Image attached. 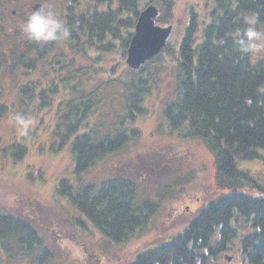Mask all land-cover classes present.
Wrapping results in <instances>:
<instances>
[{
    "label": "trees",
    "instance_id": "16d2710c",
    "mask_svg": "<svg viewBox=\"0 0 264 264\" xmlns=\"http://www.w3.org/2000/svg\"><path fill=\"white\" fill-rule=\"evenodd\" d=\"M178 1L90 0L93 9L80 12L81 4L74 0L65 16L71 31L67 42L38 45L25 38L14 47L18 51L22 48L20 53L9 49L8 54L2 51L0 42V72L23 78L41 71V80L19 85L18 109L22 116H46L55 108L58 115L62 113L57 149L72 140L77 179L138 138L139 131L133 126L146 114L145 97L151 94L159 75L150 67L161 55L172 59L179 69L178 100L164 112L170 127H185V137L206 142L222 182L247 179L237 170L236 159H251L258 150H264V55L256 58L253 52L242 54L239 47V40L250 27L249 18H257V31L264 26V0H217L202 27L191 11L177 49L168 41L162 52L140 69L127 66V50L140 12L155 6V23L165 27L174 21ZM101 6L106 9L100 10ZM0 36L10 39L1 28ZM79 60L88 64L78 70ZM85 77L90 81L86 82ZM89 83L95 87L93 90ZM116 94L123 104L122 113L111 122L103 106ZM7 112L6 106L0 107V117ZM19 149L20 157L26 149ZM255 186L264 193V188ZM58 193L116 243L127 241L146 226L157 209L156 205L139 201L135 182L126 178L79 187L63 179ZM237 216L256 229L243 240L247 261L264 264V196L252 199L243 195L209 203L180 235L141 253L131 264H210L219 252L228 250L237 232L233 227L238 224ZM12 242L25 256L33 257L32 252L37 251L36 262L50 258L28 223L0 214V259L5 252L8 257L14 256L8 246Z\"/></svg>",
    "mask_w": 264,
    "mask_h": 264
},
{
    "label": "rangeland",
    "instance_id": "374dc122",
    "mask_svg": "<svg viewBox=\"0 0 264 264\" xmlns=\"http://www.w3.org/2000/svg\"><path fill=\"white\" fill-rule=\"evenodd\" d=\"M89 1L79 0L80 12L92 8ZM73 2L0 0V28L10 35L9 40L0 36L2 51L6 50L7 54L9 49L22 51V48L18 51L14 47L25 40L21 25L35 5L53 9L65 21ZM216 6L217 0H179L176 3L169 38L175 49L188 26L190 12L198 17L202 27ZM99 9L104 10L106 6ZM258 32H264V26ZM253 54L256 58L261 57L264 50ZM77 63L78 70L88 64L84 60ZM150 68L158 70L159 75L151 94L145 97L146 114L138 117L133 126L139 131L138 138L100 160L93 170L78 179L74 174L72 140L57 149L62 113L58 115L55 108L46 116H22L18 109L19 85L41 80V71L23 78L0 72V107L8 108L7 114L0 117V214L28 223L50 252L48 260L36 262L37 251L32 252L33 257L25 256L12 242L8 246L14 256L3 253L0 264H131L141 253L169 243L180 235L209 203L230 195L252 199L264 196L255 186L264 188V150H258L257 156L251 159H236L237 170L245 173L247 179L230 184L222 182L218 178L215 157L206 142L185 137V127L172 129L165 116L166 107L178 100V67L172 59L161 55ZM85 80L89 82L90 78L85 77ZM88 87L90 90L95 88L92 83ZM119 96L116 94L107 99L103 106L111 122L122 113ZM19 146L26 149L20 157L22 149ZM114 178L133 180L139 201L149 202L157 208L147 225L123 243L108 240L67 197L58 193L59 182L63 179L79 187ZM237 217L238 224H233L237 232L228 243V250L219 252L210 264H249L242 249L243 240L256 229L251 222L245 223L244 218Z\"/></svg>",
    "mask_w": 264,
    "mask_h": 264
},
{
    "label": "clouds",
    "instance_id": "9594fccd",
    "mask_svg": "<svg viewBox=\"0 0 264 264\" xmlns=\"http://www.w3.org/2000/svg\"><path fill=\"white\" fill-rule=\"evenodd\" d=\"M248 23L250 27L239 40L242 54L264 50V32H258L254 27L257 18H249ZM21 31L29 41L38 45L56 41L67 42L71 38V31L60 15L53 9L46 10L44 7L33 11L27 17L21 25ZM17 119L23 123L21 118Z\"/></svg>",
    "mask_w": 264,
    "mask_h": 264
},
{
    "label": "water",
    "instance_id": "95a60500",
    "mask_svg": "<svg viewBox=\"0 0 264 264\" xmlns=\"http://www.w3.org/2000/svg\"><path fill=\"white\" fill-rule=\"evenodd\" d=\"M40 8L41 5L37 4L33 10ZM157 16L158 9L153 5L145 7L139 14L126 56V64L131 70L140 69L158 56L167 45L173 27L156 25Z\"/></svg>",
    "mask_w": 264,
    "mask_h": 264
}]
</instances>
